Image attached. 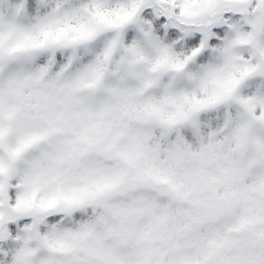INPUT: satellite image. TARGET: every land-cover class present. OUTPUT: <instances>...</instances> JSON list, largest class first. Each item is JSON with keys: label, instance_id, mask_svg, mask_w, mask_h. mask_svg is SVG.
<instances>
[{"label": "snow or ice", "instance_id": "6c2138e0", "mask_svg": "<svg viewBox=\"0 0 264 264\" xmlns=\"http://www.w3.org/2000/svg\"><path fill=\"white\" fill-rule=\"evenodd\" d=\"M0 264H264V0H0Z\"/></svg>", "mask_w": 264, "mask_h": 264}]
</instances>
